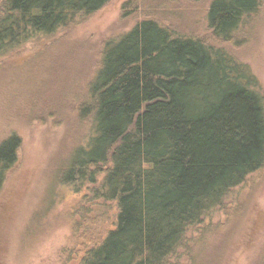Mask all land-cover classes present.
Listing matches in <instances>:
<instances>
[{
	"label": "trees",
	"instance_id": "trees-1",
	"mask_svg": "<svg viewBox=\"0 0 264 264\" xmlns=\"http://www.w3.org/2000/svg\"><path fill=\"white\" fill-rule=\"evenodd\" d=\"M110 1L0 0V56ZM260 2L211 0L213 43L143 19L105 44L78 95L66 90L77 106L46 108L50 94L28 108V120L71 113L90 126L61 182L93 187L91 198L113 203L115 214L80 264H179L188 235L264 167V96L249 69L218 46L233 41ZM20 146L15 134L0 142V187ZM90 214L80 210L74 236L91 231Z\"/></svg>",
	"mask_w": 264,
	"mask_h": 264
},
{
	"label": "rangeland",
	"instance_id": "rangeland-1",
	"mask_svg": "<svg viewBox=\"0 0 264 264\" xmlns=\"http://www.w3.org/2000/svg\"><path fill=\"white\" fill-rule=\"evenodd\" d=\"M210 1L111 0L55 34L0 56V142L11 134L21 139L17 164L0 187V264H80L89 243L114 223V204L94 201L93 187L61 182L71 154L90 135L89 124L71 113L28 120V108L50 94L53 100L39 102L46 108L77 106L78 99L66 100V90L78 95L98 69L105 44L143 19L213 43L206 24ZM218 46L249 69L264 96V0L233 41ZM85 208L92 229L74 236ZM187 239L179 264H264V167L233 189L224 207Z\"/></svg>",
	"mask_w": 264,
	"mask_h": 264
}]
</instances>
